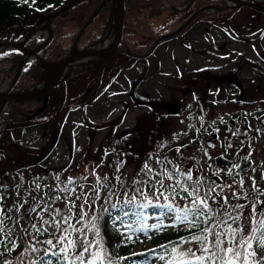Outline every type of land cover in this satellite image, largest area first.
I'll list each match as a JSON object with an SVG mask.
<instances>
[{
  "label": "rangeland",
  "instance_id": "obj_1",
  "mask_svg": "<svg viewBox=\"0 0 264 264\" xmlns=\"http://www.w3.org/2000/svg\"><path fill=\"white\" fill-rule=\"evenodd\" d=\"M240 1L264 10V0ZM226 2L231 10L207 17L180 38L169 35L170 24L176 20L171 12L156 15L151 22L152 30L154 34L166 35V41L148 58L146 67L142 62L133 67V62L119 53L97 67L91 65L96 60L92 58L88 64L67 70L61 84L49 93L43 114L36 115L43 107L44 98L36 103L10 102L5 106L0 121V186H3L0 209H7V215L18 217L19 222L7 219L0 211L5 226L12 228L18 237L17 249L0 259L15 260L30 244L39 249L28 253L27 261L32 263L45 249L59 251V247L49 248L25 233V229L35 233L32 225L39 224L49 228V234H39L40 241H55L60 235L50 225H43L40 217L48 219L46 213L39 210V215L29 213L30 208L43 203L33 201L29 193L45 199L58 195L61 199L54 201L52 207L66 211L68 201L62 189L69 179L75 182L68 185L74 189L70 195L76 205L68 213L71 222L76 223L79 205L84 203L86 194L89 215L76 226L83 228L93 217L100 216L102 233L106 226L103 209L125 203L132 196H135L132 204L136 206L146 203L145 197L153 204L189 205L190 200L182 198L186 195L183 192L179 197L165 199L147 183L137 184L136 181L147 179L142 168L145 163L154 170L153 182L159 178L155 173L163 171L164 164L169 169L177 164L192 169L194 177L203 182L202 191L215 187L220 192L217 199L221 204L225 196L228 198L225 207L232 215L238 214L232 212V204L246 206L241 210L244 217L239 222L241 227L254 225L247 206L264 201V13ZM110 11L107 26L104 21H96L80 36L76 43L78 50L92 45L105 48L110 44L114 32L113 20L109 22ZM70 32H73L71 28L64 26L60 34L67 56L78 35L71 41ZM47 36V30L41 31L26 49H34ZM14 75L0 85V90L12 82ZM45 79L40 78L34 86L41 85ZM34 112L33 123L27 118ZM30 125L36 128L27 129ZM218 157L233 162L235 168L217 166ZM248 163H251L248 171L239 174L237 170ZM102 177H108L103 183L116 195L106 202L103 197L107 190L101 188V199L92 203V193L86 190L97 187L96 182ZM253 179L261 189L259 192L253 187ZM136 188H141L142 193L136 192ZM77 196L82 198L76 200ZM21 204L23 208L16 212L14 206ZM160 212L159 207L144 210L147 235L119 226L120 238L130 233L136 236L129 241L131 247L125 252L124 261L119 260L123 254L117 252L113 239L103 234L107 245L115 247L117 264H164L158 259L162 253L160 246L166 245L170 234L190 229L172 226L170 218H159ZM153 224L162 227L152 230ZM110 226L116 231L113 224ZM53 231L55 236L50 234ZM185 246L194 247L191 243Z\"/></svg>",
  "mask_w": 264,
  "mask_h": 264
},
{
  "label": "snow or ice",
  "instance_id": "obj_2",
  "mask_svg": "<svg viewBox=\"0 0 264 264\" xmlns=\"http://www.w3.org/2000/svg\"><path fill=\"white\" fill-rule=\"evenodd\" d=\"M189 127L192 126L189 125ZM233 134L235 135L236 133ZM228 146L231 147V145ZM177 151L179 152L180 149H177ZM157 162L159 163V161ZM168 163H171V161ZM142 168L144 177L147 179L142 178L136 181L137 184L143 185L147 183L150 187L155 188L159 196L165 199L179 197L180 193L183 192L186 195L182 198L189 199L190 203L183 207L175 206L173 203L153 204L151 200H147V197H145L147 202L137 206L140 211L127 212L121 210L122 214L117 217V220L112 221L113 227L118 234L119 226H123L127 227L130 232H143L147 235L148 228L144 224V210L150 207H159L161 209L159 213L160 219L170 218L173 221L172 226L183 225L192 230L190 232V240L184 241L182 239L179 242V246L171 245V251H169L168 245L160 246L162 253L158 256V259L163 261L164 264H264V201L253 202L247 206L251 210L250 217L254 218V225L241 227L239 222L244 218L241 210L245 209L246 206L240 203L232 204V212L238 213L237 215H232L225 207L229 204L228 198L225 196L224 202L221 204L217 199L220 196V192H217L215 187L210 186L208 191H202L203 182L198 177H194L192 169H185L182 164L173 165L169 169L167 164H164L163 171L155 173L159 178L153 182L154 170L152 166L145 163ZM243 171L242 169L241 173ZM262 178H264V174H262ZM107 179L108 177H102L97 180V187L92 188L90 186L86 190V192L90 191L92 193V203L101 199V188L107 190V195L103 197L106 202L110 197L116 195L115 192L107 189V185L103 183ZM166 180L171 183H165ZM74 183V181L69 179L68 184L62 189L65 194L64 198L68 201L66 211L63 212L59 208L52 207L54 201L61 199L60 196H49L45 199L43 196H32L29 193L33 201H43V203L36 204L35 207L30 208L29 213H37L39 215L38 210L46 213L48 219L40 217L43 225H50L51 228L60 233L59 239L55 241L53 239L40 241L39 234H49L48 227H40L39 224H33L32 228L35 229V233H28L27 229L24 230L26 234L32 235L37 243L48 245L49 248L59 247V251L53 252L45 249L44 254L35 261V264H53L50 259H45L48 256H56L58 264H117L115 247L107 245L101 225L98 223L101 219L100 216L93 217L83 228L76 226L89 215L87 211L89 198L86 194L83 196L84 203L79 205L76 223L71 222L72 217L68 213L76 205L70 195L74 189H70L68 185ZM240 183L243 184V181ZM2 187L0 186V189ZM253 187L258 192L261 190L254 179ZM36 188H40L38 182L36 183ZM135 191L142 193L141 188H136ZM166 192L170 193V195L165 196ZM124 195H127V193H124ZM232 195L236 196V193L233 192ZM81 198V196H77L75 199L79 200ZM134 201L135 196H132L130 200L125 201L124 206L127 207ZM2 202L3 196L0 195V203ZM23 206V204L19 207L14 206V210L19 212ZM112 207H115V205ZM0 211L4 213L7 219H16L19 222L18 217L7 215V209H0ZM103 211L107 212L108 209H103ZM130 216H136L138 219L135 221L127 220L126 218ZM133 223L139 224L140 227L133 228ZM160 227H162L161 224H153L151 226L152 230H159ZM89 233H92V235L89 236ZM50 234L55 236L56 231ZM17 239V233L12 228H7L5 220L0 218V250H3L0 251V256L17 249ZM19 239L22 243L23 238ZM124 239L131 241L133 237L128 235ZM187 243L193 244L194 247H186ZM37 251L39 249L30 244L15 257V260H0V264H32L31 261H27L28 253H36ZM164 253H167V255H164Z\"/></svg>",
  "mask_w": 264,
  "mask_h": 264
},
{
  "label": "trees",
  "instance_id": "obj_3",
  "mask_svg": "<svg viewBox=\"0 0 264 264\" xmlns=\"http://www.w3.org/2000/svg\"><path fill=\"white\" fill-rule=\"evenodd\" d=\"M71 0H0V42H16L26 34L38 28L43 18L57 9L63 7ZM104 0H86L83 1L66 13L54 17L50 21V29L52 37L50 42L40 49L36 57L37 59L29 64L19 74L18 79L13 84L11 91L24 92L36 84L43 72L41 63L51 64L65 58L67 48H62L60 37L64 26H69L73 32H70L71 41L76 36V33L86 24L93 12ZM191 0H127L125 2L123 29L120 44L116 53H119L133 62L132 66L141 63L144 66L152 53L166 41V35L160 36L154 34L152 30V19L159 14L171 12L176 17L174 22L170 24V34L177 38L183 37L189 31L197 27L199 22H204L207 17L219 15L227 10H231L224 0H195L188 7ZM109 4L102 7L96 17L89 23L83 31L81 37L87 33L90 27L96 21H104L108 24ZM133 29L134 32H130ZM11 30V33H9ZM35 41V37L30 38L24 45L25 48H30ZM80 41V40H79ZM78 41V42H79ZM77 45V44H76ZM85 46H83L84 48ZM23 54L18 50L6 51L0 54V85L10 78L18 68L19 62ZM146 67V66H145ZM36 98L29 101L17 102L19 105L25 103H36ZM16 103V102H15ZM35 112L27 118L29 121L35 122ZM25 118V120H27ZM22 120L21 122H24ZM35 125V124H34ZM36 126L30 125L27 129H35ZM11 176V175H10ZM9 190V188H7ZM125 203L111 207L104 214L103 234L105 237L113 239L111 242L115 244L117 252L123 254L119 257L120 261L125 260V252L131 247L127 239L120 238L117 231L111 230L112 221L117 219L122 214L121 210L127 212L140 211L135 204H130L127 207ZM127 220L135 221L136 216H130ZM148 228L147 222L144 221ZM133 228L140 227L139 224H132ZM126 228V227H125ZM177 232L170 234L167 237L166 245L171 247L179 243L182 239L190 238V232ZM132 237H136L130 233ZM160 251L162 249L160 248ZM42 256V255H41ZM40 257H38L39 259ZM37 259V260H38ZM45 259H50L53 264H58L56 256H48ZM4 260V259H0ZM36 259L32 264H35Z\"/></svg>",
  "mask_w": 264,
  "mask_h": 264
},
{
  "label": "water",
  "instance_id": "obj_4",
  "mask_svg": "<svg viewBox=\"0 0 264 264\" xmlns=\"http://www.w3.org/2000/svg\"><path fill=\"white\" fill-rule=\"evenodd\" d=\"M86 1V0H71L69 3L64 5L63 7L57 9L54 12H51L47 14L43 18V22L41 26L33 30L32 32L28 33L25 37H23L21 40H18L17 42H2L0 43V53L9 51V50H18L23 53L26 57H29V61L27 63H31L35 58L37 52L42 49L44 46H46L52 37V33L50 30V21L52 18L57 17L61 14L66 13L68 10L76 6L77 4ZM127 0H104L98 7L97 9L93 12L89 20L86 22V24L80 29L78 32L77 37L75 38L70 54L69 56L63 58L62 60L52 63V64H45L41 63L43 68L45 69V72L43 73L41 80L46 77L45 82H43L41 85H36L33 86L29 89H27L24 92H14V93H9L12 85L16 82L18 79V76L22 70V60L25 59L23 58L20 60L18 69L12 79V82L5 87L4 89L0 90V116L2 111L4 110L5 106L10 103V102H24V101H29L36 99L38 97H43L44 102H43V107L40 110L39 114L45 111L49 99V92L52 88L57 86L61 81L64 80V75L66 71L71 67L74 66L75 63L81 59L84 58H94L96 59L94 62H91L92 66H100L103 63H105L109 58H111L114 53L116 52L120 41H121V36H122V29H123V19H124V10H125V2ZM195 0H191L189 3L188 7L192 5V3ZM231 1V0H230ZM234 4H237L241 7H247L251 10H255L258 12L264 13V10L260 9L258 6L255 4L247 3V2H242L239 0H232L231 1ZM110 4L111 6V11H110V17H109V22L111 23L113 20V23L111 24V27L113 28V37L110 42V44L105 47V48H97L96 45H92L91 47L84 49V50H78L76 47V43L79 40L81 34L85 30V28L89 25V23L96 17L98 11L104 7L105 5ZM47 30L48 31V36L43 40L42 43H40L37 47L34 49L28 50L24 48L25 43L32 37H37L38 34L43 31ZM11 31V30H10ZM9 31V32H10ZM53 70L51 75H47V71ZM216 165L219 167L222 166H230V162L223 160L221 157L216 158L215 160ZM251 163H248L246 166L243 168H240L238 170L239 174H243L244 172L248 171L250 168ZM244 170L241 173V170Z\"/></svg>",
  "mask_w": 264,
  "mask_h": 264
},
{
  "label": "bare ground",
  "instance_id": "obj_5",
  "mask_svg": "<svg viewBox=\"0 0 264 264\" xmlns=\"http://www.w3.org/2000/svg\"><path fill=\"white\" fill-rule=\"evenodd\" d=\"M29 60H30L29 57H26L25 59L22 60V65H21L22 68H23L25 65H27L26 63H27ZM91 61H92V58H84V59H81V60L77 61V62L75 63V65H85V64L90 63ZM52 72H53V70L47 71L46 76H47V75H51Z\"/></svg>",
  "mask_w": 264,
  "mask_h": 264
},
{
  "label": "flooded vegetation",
  "instance_id": "obj_6",
  "mask_svg": "<svg viewBox=\"0 0 264 264\" xmlns=\"http://www.w3.org/2000/svg\"><path fill=\"white\" fill-rule=\"evenodd\" d=\"M231 163V165L229 166V167H227V168H230V169H234L235 168V166H234V164H233V162H230Z\"/></svg>",
  "mask_w": 264,
  "mask_h": 264
}]
</instances>
